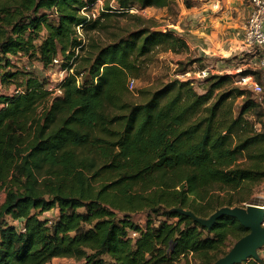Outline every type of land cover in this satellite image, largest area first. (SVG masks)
Instances as JSON below:
<instances>
[{"label":"trees","instance_id":"16d2710c","mask_svg":"<svg viewBox=\"0 0 264 264\" xmlns=\"http://www.w3.org/2000/svg\"><path fill=\"white\" fill-rule=\"evenodd\" d=\"M93 2L0 0V83L20 89L0 94V264H214L249 228L227 214L206 227L179 209L205 218L261 205L264 94L258 102L234 81L252 74L260 83L264 73L173 77L133 97L128 78L189 46L129 10L170 12L176 1L116 0L88 17L81 9ZM54 59L66 69L60 93L29 68ZM196 61L177 60L176 73Z\"/></svg>","mask_w":264,"mask_h":264},{"label":"rangeland","instance_id":"374dc122","mask_svg":"<svg viewBox=\"0 0 264 264\" xmlns=\"http://www.w3.org/2000/svg\"><path fill=\"white\" fill-rule=\"evenodd\" d=\"M176 4L172 7L173 9L169 12L166 8H156V7H145V8H137L136 6H133L129 11L130 12H135L137 11L144 17H152V19L155 20L156 24L166 27L169 25L170 27L175 26V23L178 20V17L180 15V6L181 4L185 6L184 0H175ZM190 3V6L198 3L197 0H188ZM109 3L116 5V0H95V2L88 4L87 8L81 9V12L84 14H88L87 12H91L93 10L98 9L100 11V7H104V4ZM184 21V19H182ZM181 20V21H182ZM121 21L124 22L125 18H121ZM180 26L182 25V22H180ZM168 29V28H167ZM77 34L83 38L82 30L80 27H76ZM176 33V32H175ZM178 34V32L176 33ZM238 35H241L242 33H237ZM183 35V34H179ZM206 33V37H207ZM184 36V35H183ZM243 34L241 35V37ZM240 37V38H241ZM208 38V37H207ZM207 38L205 41H201V47L204 49H207V44L205 43L207 41ZM243 41V37L241 38ZM243 44V43H242ZM190 51V50H189ZM233 53V52H232ZM193 58H200V57H192L191 55H188L186 53H178V54H169V53H159L155 55L153 60L150 62V64L146 68H142L138 72V76L135 79V89L132 91L133 97H136L138 94V90L141 88H155L157 87L160 83L166 82L170 78H179V79H192L195 81V84H198L202 78H200L197 74L198 68L207 64L209 66V74H223L225 73V70H229L231 72L237 73L235 70V67L240 68L241 70L244 69H251L249 65L252 64L254 60H251V56L249 57V53L244 52L243 50H239V54L230 56L229 59L221 60V62L217 63V61L214 59H205L206 61L202 62V58L199 59V61H196L194 64L188 65L186 68L189 69L187 73L185 74H179L176 73V64L175 62L177 60L182 61L183 63H186L189 59ZM212 58V57H211ZM232 60V61H231ZM16 63L20 67H26L28 65L27 58L18 56L16 59H14ZM217 63V64H216ZM30 64V63H29ZM235 64H237L235 66ZM33 74L36 76H39L48 82V87L56 84L62 76L65 74L66 69L63 68L61 61L55 62L53 66H48L44 67L42 64H40L38 61L33 60L32 66L29 67ZM260 83L263 86V94H264V76L259 78ZM201 82V81H200ZM199 82V83H200ZM198 90H201L200 87H197ZM15 89V84H10V85H2L0 83V94H12L14 93ZM240 98L236 100V103L239 105ZM1 107V104H0ZM256 197L258 199L259 204L263 205L260 203V200L264 198V183L260 187H258L257 192H256ZM3 195L0 197V201L2 200ZM52 214V213H51ZM132 218L140 223L143 224L146 220V213H137L133 214ZM6 219L9 221V217L7 216ZM264 226V223H263ZM235 240L234 239H229L227 242V245L225 246V251H228L232 245L234 244ZM264 251V246L260 247L258 249V254L260 257H262ZM56 264H82V262H64V261H58L55 260Z\"/></svg>","mask_w":264,"mask_h":264},{"label":"crops","instance_id":"0c3cea01","mask_svg":"<svg viewBox=\"0 0 264 264\" xmlns=\"http://www.w3.org/2000/svg\"><path fill=\"white\" fill-rule=\"evenodd\" d=\"M197 1L198 3L188 7L181 4L180 15L175 26L167 25L169 30L183 34L186 38L190 50L186 54L200 57L203 59L202 62L206 61L205 59L215 58L219 63L221 60L239 54V50H243L249 53L251 60H254L256 58L255 51L251 47H247L241 39L244 23L251 10L250 0ZM180 22H182L181 26ZM237 33L242 34L238 35ZM206 38L207 49H204L201 47V41H205ZM166 53L171 54V52ZM237 67L234 71L239 69ZM204 68L209 69V66L205 64ZM225 73L233 74L234 72L225 70ZM64 259L54 258L58 261H64Z\"/></svg>","mask_w":264,"mask_h":264},{"label":"water","instance_id":"95a60500","mask_svg":"<svg viewBox=\"0 0 264 264\" xmlns=\"http://www.w3.org/2000/svg\"><path fill=\"white\" fill-rule=\"evenodd\" d=\"M154 31H161L162 26L153 28ZM263 205L246 204L243 206H223L216 209L208 217H197L190 211H179L190 215L194 220L200 224L210 227L222 215H231L235 217L243 226L249 228L248 233L241 236L235 241L232 247L214 264H234L246 258L252 257L257 261H261L258 254V249L264 246V207Z\"/></svg>","mask_w":264,"mask_h":264},{"label":"built area","instance_id":"2783aa9c","mask_svg":"<svg viewBox=\"0 0 264 264\" xmlns=\"http://www.w3.org/2000/svg\"><path fill=\"white\" fill-rule=\"evenodd\" d=\"M87 6L84 7L83 9L87 8ZM250 6H251V10H250V13L243 27V43L247 47H251L255 51L256 58L254 59L252 64L249 65V67L253 70H260L264 73V0H250ZM101 9L102 7H100V10ZM87 13L88 14L86 15H88V17L90 16L96 17L99 11L98 9H96V10H93ZM54 62H57V60L54 59ZM240 71L241 69L239 68L236 72L238 73ZM208 72H209L208 68H203L201 70H198L197 74L200 78H204L206 77ZM234 83L241 87L248 88L249 90L253 92L254 97L258 102L262 101V92H263L262 86L257 81L254 75L252 74L239 75L235 78ZM56 85L57 84L50 86L49 89L54 90V92L56 93H60L61 91L59 88H57ZM127 87L130 90H132L135 87L134 78H131V77L128 78ZM19 91L20 89L18 88L14 89V93L19 92ZM261 259L264 260V251H263V255ZM64 262L73 263L75 262V260L72 258H65ZM44 264H56V262L54 259H52L50 261L45 262Z\"/></svg>","mask_w":264,"mask_h":264},{"label":"bare ground","instance_id":"6f19581e","mask_svg":"<svg viewBox=\"0 0 264 264\" xmlns=\"http://www.w3.org/2000/svg\"><path fill=\"white\" fill-rule=\"evenodd\" d=\"M258 207H263V206H258Z\"/></svg>","mask_w":264,"mask_h":264}]
</instances>
